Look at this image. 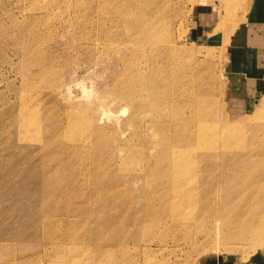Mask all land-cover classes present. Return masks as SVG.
Wrapping results in <instances>:
<instances>
[{
	"label": "rangeland",
	"instance_id": "1",
	"mask_svg": "<svg viewBox=\"0 0 264 264\" xmlns=\"http://www.w3.org/2000/svg\"><path fill=\"white\" fill-rule=\"evenodd\" d=\"M209 5L218 9L220 20L213 32H222L221 39L207 35L198 39L190 33L195 9ZM249 5L248 0H0V264H264V204L253 214L255 236L235 220L240 218V199L245 207L257 197L264 200V154L256 153L264 150V90L255 95L245 92L225 66L226 45L246 23ZM122 13L133 20L144 16L148 22L161 21V29L153 31L160 49L146 48V54L158 53L177 75L184 73L186 88L196 99L210 98L214 116L208 125L219 129L220 140L234 145L215 151L220 156L203 159L211 165L206 177L214 183V206L185 209L189 218L185 224L172 219L169 206H149L155 218L143 227L148 206L138 188L132 187L133 194L128 195L134 200L122 203L115 193L102 191L108 186L100 189L112 173L103 180L85 179L83 173L93 162L84 149L74 150L75 138L65 132L63 104L80 95L81 84L95 89L93 96L112 95L105 92L115 79L116 71L106 61L111 52L95 47L93 41L102 43L100 33L114 32L115 24L119 28ZM47 58L53 59L52 77L30 65ZM62 71L67 72L65 89L51 93L49 78ZM108 107L119 119L129 113L122 101ZM36 117L40 123L27 126L28 119ZM209 146L219 148L217 138ZM250 151L251 159L242 155ZM104 162L100 158L101 170L117 168ZM61 171L58 183L66 186L53 192L48 173ZM126 171L122 175H131ZM119 174L115 171L113 176ZM94 184L98 189L92 188ZM135 184L146 186L143 177ZM218 185L232 193L225 206L218 200ZM65 188L75 191L64 192L65 198ZM204 210L221 214L228 226L220 220L217 230L213 215L205 232H197L203 228ZM119 239L124 246L116 245Z\"/></svg>",
	"mask_w": 264,
	"mask_h": 264
},
{
	"label": "bare ground",
	"instance_id": "2",
	"mask_svg": "<svg viewBox=\"0 0 264 264\" xmlns=\"http://www.w3.org/2000/svg\"><path fill=\"white\" fill-rule=\"evenodd\" d=\"M150 3L149 7L151 8L155 3H151L152 5ZM148 20L144 16L133 20L129 16L127 17L126 13H122L118 23L119 28L115 24L114 32L100 33L104 38L102 43L98 40L93 41L95 47H102V51L111 52L106 61L113 67V70L119 71V74L116 75L115 72L113 75V78L115 77L113 87L108 86L105 90L106 93L111 91L112 95L109 97L103 93L102 97L93 96L95 89H89L88 84H81L80 95L73 98L68 97L67 106L63 104L66 111L63 122L65 123V132L75 138L74 150L84 149L93 162L87 166V169L89 168L87 173H83L85 179L94 176L96 179L103 180L109 173L114 175L115 171L119 172L121 177L112 175L108 178V183H101L100 189L102 186H108L102 191L113 192L119 202L126 203L135 199L128 196L133 194L132 187L138 188V193H141V197L144 198L146 204L144 206H148L144 209V215L148 217V221L141 224L143 227H149L155 218H151L149 206H169L173 211L172 219L185 224L189 219L184 215L185 209L196 210L199 206H214L215 200H212L214 183L207 180L206 177L211 165L203 159L220 156L222 153H215V151L227 150L234 145L230 141L220 140L219 129L215 125H208L209 117L214 116L213 105L209 103L210 98L196 99V96L189 92V88H186V79L182 76L184 73L181 76L177 75V72L172 69L173 67L166 65V60L158 58L161 56L158 53L155 57L146 54V48L155 51L160 49V44L153 37V31L160 30L162 25H160L159 19L154 23L148 22ZM47 34L51 35L48 32ZM79 45L82 44L78 38L77 46ZM143 58L145 59L143 60ZM161 58L163 57L161 56ZM52 60L47 58L39 63L32 62L30 65L37 67V72L40 75L52 77L56 73L55 69L51 67ZM66 76L67 72L64 71L55 79L49 78L53 82L51 93H61L62 89H65ZM229 95L231 96V94ZM119 101L125 102L129 108L128 115L123 119L117 118L108 107L111 103L117 104ZM105 119L110 122H105ZM28 121L27 126L40 123L37 117L33 121L29 119ZM126 132L129 134L126 135ZM214 138H217L219 144L217 149H211L209 146V141ZM90 145L95 148L89 150L88 146ZM261 147L264 148V144H261ZM258 150L256 152L258 156L264 154V150ZM253 153L251 151L244 152L242 155L248 154L246 157L251 159ZM115 157L118 159L111 161ZM100 158L105 161V165L119 169L101 170ZM97 160L99 163H95ZM92 165L93 168H90ZM68 169L70 168L68 167ZM71 169L70 171H72ZM123 170H129L126 172H130L131 175L125 177L121 172ZM63 171L48 173L50 175L49 184L52 182L50 179H53V183L57 184H51L53 192L56 187L63 189L66 186L58 183ZM196 174L198 175L196 176ZM142 177L147 186L145 188L137 187L135 184L139 183ZM97 182L99 181L95 180L96 185H99ZM195 182L197 183L196 187L194 186ZM95 186L92 188L98 189ZM46 187L48 188V185ZM42 188L45 189L43 186ZM217 189L218 200L222 202L221 206H225L227 198L232 193L223 191L224 187H220V185L217 186ZM70 190L75 191V189ZM70 190L65 188L61 191L64 193ZM200 190L205 191L206 194L202 196ZM63 196L66 198L65 193ZM242 201L243 199H240L237 204L239 206L237 213L240 218L235 220H240L241 229L246 227V230L255 236L254 225L257 218L253 214L262 210L264 200L257 197V201L254 199L253 204L246 207L241 206L240 202ZM212 216L215 219L213 222L217 230L221 226L220 220L223 226H228L229 221L224 222L226 219L221 217V214L204 210L200 216L203 228L197 232H205L202 229L209 225V218ZM261 224H264V218L261 220ZM117 230L112 231L116 234ZM206 233L210 234L209 231ZM116 245L124 246L123 240H117Z\"/></svg>",
	"mask_w": 264,
	"mask_h": 264
},
{
	"label": "crops",
	"instance_id": "3",
	"mask_svg": "<svg viewBox=\"0 0 264 264\" xmlns=\"http://www.w3.org/2000/svg\"><path fill=\"white\" fill-rule=\"evenodd\" d=\"M248 1L246 23L230 35L226 45L225 66L240 79L245 92L255 95L264 90V0ZM217 10L215 5L196 8L191 35L223 38L222 32H213L220 20Z\"/></svg>",
	"mask_w": 264,
	"mask_h": 264
}]
</instances>
